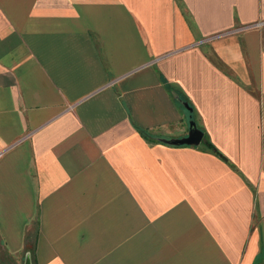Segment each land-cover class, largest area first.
I'll use <instances>...</instances> for the list:
<instances>
[{
    "label": "crops",
    "instance_id": "obj_1",
    "mask_svg": "<svg viewBox=\"0 0 264 264\" xmlns=\"http://www.w3.org/2000/svg\"><path fill=\"white\" fill-rule=\"evenodd\" d=\"M26 258L264 264V0H0V264Z\"/></svg>",
    "mask_w": 264,
    "mask_h": 264
},
{
    "label": "water",
    "instance_id": "obj_2",
    "mask_svg": "<svg viewBox=\"0 0 264 264\" xmlns=\"http://www.w3.org/2000/svg\"><path fill=\"white\" fill-rule=\"evenodd\" d=\"M201 139L202 132L196 127L194 121L189 119L187 123V133L185 136L180 138L160 139V141L169 145L195 146L201 141ZM24 264H30L27 258L24 261Z\"/></svg>",
    "mask_w": 264,
    "mask_h": 264
},
{
    "label": "trees",
    "instance_id": "obj_3",
    "mask_svg": "<svg viewBox=\"0 0 264 264\" xmlns=\"http://www.w3.org/2000/svg\"><path fill=\"white\" fill-rule=\"evenodd\" d=\"M138 133L145 139L150 140H155L154 138L151 137L148 133L143 131L142 129H138ZM179 146H186V145H179ZM202 146L204 149L208 150L209 152L213 153L214 155H217L221 157L220 153L213 147L211 143L208 142L207 138L204 136Z\"/></svg>",
    "mask_w": 264,
    "mask_h": 264
},
{
    "label": "rangeland",
    "instance_id": "obj_4",
    "mask_svg": "<svg viewBox=\"0 0 264 264\" xmlns=\"http://www.w3.org/2000/svg\"><path fill=\"white\" fill-rule=\"evenodd\" d=\"M188 121H189V119H188ZM188 121H187V122H188Z\"/></svg>",
    "mask_w": 264,
    "mask_h": 264
}]
</instances>
